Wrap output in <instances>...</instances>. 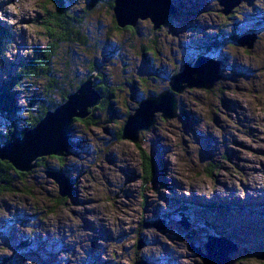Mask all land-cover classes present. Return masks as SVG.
<instances>
[{"label":"rangeland","instance_id":"374dc122","mask_svg":"<svg viewBox=\"0 0 264 264\" xmlns=\"http://www.w3.org/2000/svg\"><path fill=\"white\" fill-rule=\"evenodd\" d=\"M81 1L68 3L83 12L86 6L93 2ZM183 1L185 7L188 5V12H181L182 15L172 14L170 18L175 19V26L171 27L169 22H164L161 29H155L150 18H140L136 26H127L121 31L114 30L110 7L93 11L94 28H90L86 33L85 52L91 53L90 50L96 47V41L100 39L119 47L113 51V55L110 50L106 51L110 65L105 63L101 67L102 73L107 76V85L114 93L113 107L107 113L102 110L100 102L95 109H91L85 119L73 121L70 129L73 142L68 136V149L63 150L64 154L59 156L61 159L57 158L59 154L40 156L34 162V166L37 165L35 168L21 172L11 170V173L7 174L8 184L0 183V215L7 216L9 209H13V216L17 217L16 207L27 206V201L33 202L37 207H26L28 212L36 214V218L31 222L30 219L17 221L14 227V224L8 223L7 218L5 226L3 220L0 221L3 226L0 227V261L5 260L4 253L11 252L12 249L7 248L10 241L24 231L18 238L24 239L30 235L34 243L28 241L30 252L20 254L24 260L23 264H40L39 255L46 256L52 264H84V260L88 263L85 255L90 246L88 252L96 254L94 264H134L132 261L138 256L141 257L138 260L158 254L167 257L171 248L175 259L181 264H203L200 256L206 252V246L199 241L197 235L185 240L183 232L188 231L178 230L175 224L159 227L147 221L150 216L164 214L167 210L171 211L174 207L183 205L184 203L177 199L188 196L190 200L208 206H213L216 201L220 205H215L224 210L218 218L225 220L229 216L227 223H236L234 230L231 229L229 234L238 240L241 237L253 244L250 249H244L250 254L237 252L235 248L230 251L231 258L227 264H264V259L255 255L264 249L261 248L264 244V216L251 211L255 208L251 205L254 204L252 202L251 206L244 210L239 197V191H242L246 194L244 200H254L264 191V167L255 169L264 164V27L257 28L259 39L254 41L252 47L246 48V51L237 42L228 43L218 49L226 51L231 58L227 57L223 66L220 65L225 71V77L220 78L213 86L214 88L222 85L221 96L225 97V102L219 103L215 100L216 89L186 87L183 92L177 93L182 107L178 115L164 117L163 111H156L151 125L154 128L141 131L137 142L119 137L118 134L127 118L125 112H131L137 107L141 100L138 97L140 94L147 90V94H150L151 89L157 92L163 88L165 90L170 83L167 75L162 72L172 69L168 75L171 76L182 68L183 61L195 62V58L200 54L197 50L200 48L199 43L212 38L211 34L207 35L206 32L212 28L210 32L214 31L215 26L222 22L225 23L228 33L243 32L246 29L243 21L246 18L251 19V16H248V1L234 7L229 14L221 11L218 14L221 7L218 0ZM257 1L261 2L264 9V0ZM24 2L25 0H0V27L5 32L7 29L11 31L8 37L3 36L2 32L1 44L14 36L22 38H13L5 46L3 58L0 60V84L8 80L15 85L11 75H17L19 67L33 57V48L42 47L48 41L47 32L38 23L39 18L37 21L36 18L48 17V10L55 11L53 5H48L46 0ZM174 2L180 4L182 0ZM18 3H24L23 10ZM8 8L14 12H10ZM209 10L210 16L206 13ZM253 13H256V10ZM25 14L30 15V22L24 23ZM45 14L47 16H44ZM230 16L238 19L237 26L234 19L227 20ZM48 22V18L43 20L46 28ZM244 33L247 34L248 30ZM181 39L182 42L190 40V47L186 48ZM17 40L20 44L25 41L26 47H19L15 42ZM66 49H69V46L64 44L56 58L57 68L62 75L67 74L66 78L85 77L91 70H95L92 58H87L82 53H64ZM144 54L151 57L150 69L146 66L148 62L144 65ZM242 60L248 68L241 67ZM100 61L103 62V58H100ZM250 70L252 71L248 73ZM222 72L220 68V74ZM94 75L89 78H98L101 72ZM229 78H235V81ZM23 80L22 88L13 90V99L18 107L17 114L22 117L17 119L19 125L24 124V118L28 117L26 107L28 104L30 107L28 95L32 88L40 95H45L43 78L37 79V83ZM127 81L129 84L136 83L140 92L131 91V85L127 84ZM230 84L231 87H228ZM132 93L138 96L130 97ZM62 95L56 94L57 106L63 103ZM113 109L120 113H112ZM183 112L187 119L182 117ZM94 113L97 119H100L99 122L93 117ZM135 113L136 111L133 115ZM10 116L9 112L0 114L1 128H4L5 120L8 121ZM32 123L34 121L31 120ZM74 135L83 138L77 139ZM203 138L209 149L213 147L207 151L205 160L203 159L206 147L202 142ZM139 141L141 145L136 147L135 144H139ZM163 145L166 146L165 149ZM84 148L91 152L85 153ZM151 155L158 158L155 162L157 173ZM259 160L260 163H256ZM5 161L0 159V163ZM210 161L219 167L212 164L208 171L206 167ZM254 163L255 168L252 166ZM4 165L10 166L8 163ZM60 165H66V174L74 180L75 188L72 186V191L67 197L59 196L58 184L48 174V170L55 171ZM62 169L64 170L63 167ZM10 175L16 178H10ZM241 179H245L246 183H240ZM75 195L77 199L74 198ZM163 196L169 199L165 200ZM23 198L24 200L17 202ZM65 198L67 200L63 202ZM226 204L227 206L222 208L221 205ZM230 205L235 213L230 210ZM234 214L239 217L240 226H237L238 219ZM1 218L3 217L0 216ZM102 219H106L104 223ZM106 224L109 229L105 228ZM207 225L210 229V225ZM195 229L197 233L198 230L203 231L198 227ZM46 234L59 237L63 241L65 248L60 255L64 256V260L46 245L43 237ZM190 243L198 246V250H188ZM47 253H51L50 258ZM18 255L16 254V257ZM58 258L62 261H58Z\"/></svg>","mask_w":264,"mask_h":264},{"label":"water","instance_id":"95a60500","mask_svg":"<svg viewBox=\"0 0 264 264\" xmlns=\"http://www.w3.org/2000/svg\"><path fill=\"white\" fill-rule=\"evenodd\" d=\"M224 5V13L229 14L238 5V0H220ZM178 7L173 0H115L114 13L120 27L135 26L140 18H150L154 28L161 26L172 14H176ZM255 35L248 34L239 39L242 45L251 47ZM220 61L209 56H201L194 64L187 63L184 69L171 78V88L181 91L186 87L211 89L220 80ZM89 78V77H88ZM87 78V79H88ZM99 94L94 90L90 81L83 83L76 92L68 96V100L49 110L37 125L25 131L24 135H17L11 142L0 143V159L8 160L16 169L28 171L34 167L38 157L46 154H61L68 148L70 124L74 117L83 118L88 114V107L98 103ZM177 102L173 91L168 90L159 96L150 97L136 113L131 114L123 127V138L134 142L139 138V127L148 128L154 122L156 111H163L164 117L176 115ZM21 139H19V137ZM34 160V161H33ZM60 174L65 179H59ZM59 185L62 195L71 190V183L64 174L50 175ZM208 264H226V252H210ZM212 259H218L212 262Z\"/></svg>","mask_w":264,"mask_h":264},{"label":"trees","instance_id":"16d2710c","mask_svg":"<svg viewBox=\"0 0 264 264\" xmlns=\"http://www.w3.org/2000/svg\"><path fill=\"white\" fill-rule=\"evenodd\" d=\"M107 1L109 4V7L113 9L114 0H107ZM61 5H64L63 2L61 0H57L55 4V11L51 12L48 10V14H49L48 17L39 18L38 23L47 32L46 38L48 39V41L46 43V46H47L46 49L44 51H40L39 53L38 51H33L32 52L33 57L29 60V62H27L26 64L20 67V71H18L19 73L17 75H11L13 77L14 83H16L15 85H13L12 83H9L8 80L0 84V114H6L9 112L11 113V115H15L17 111V107L14 102L15 99H13L14 98L13 90L17 91V89H19L18 85H20L23 79L25 80L30 79L31 81H33L35 79L37 80L39 78H43L45 80V84H44L45 96L40 95L39 97H36L34 96V93H32L31 97L33 98L30 97V99L32 100L30 101L31 102L30 107L28 106L27 108L28 117L24 118L25 120L24 124H20L21 126H23L24 129H28L29 127L35 126L42 119V117H44L47 111L54 110L57 108V102H58L56 98L57 93L63 94L62 95L63 100L67 99L68 95H70L73 92H76L79 89V87L87 81V77L97 74L98 72H101V75L98 77L97 84H100L101 86H96V89L99 95L102 94L101 96L102 97L101 99L102 107L101 108L102 110L107 112L108 110H111V108L113 107L112 99L114 98V93L111 87L107 85V76H105L101 70V67H103L105 63H108L110 65V62L106 59H103V62L100 61V56H103L104 58L106 57L105 55L106 48L104 46L97 49V47L101 44L100 42L96 41V47L92 49L93 52L91 53V55L87 56V58H92V60L95 62V67H94L95 70H91L88 73V75H86L85 77H79L76 79H74V76H72L71 78H66L65 76H67V74L62 75L61 72L58 70L56 58L58 57L59 51L62 48V46L64 44L69 46V49H66L65 53H73L75 55H78V53L83 52L84 46H87L85 42L86 33H88V30L93 24L91 16H90L91 9L87 8L84 11V14L80 16L76 14V12H72L68 10L65 11L63 8L60 9V11L58 12L57 7ZM44 16H47V14H45ZM112 17H113V22H114V26L112 27V29L121 31L122 28H125L127 26L132 27V25L120 27L115 19L114 14ZM45 18H48V21H49L47 24V28L43 24V20ZM88 21H89V24H87ZM167 22L170 23L171 27H173V24H176L173 18H171L170 21L168 20ZM2 30L3 28L0 27V58L3 57V54L5 52V46H7L8 44V42L6 43L4 42L3 45L1 44L2 42L1 38H3L1 36ZM252 31L254 33L259 34V31L256 27H253ZM6 36L7 34L5 35V37ZM236 39L237 38H235L234 40L236 41ZM148 45L149 44H145V46H148ZM224 57L227 58L228 56L224 55ZM96 61H98L97 67H96ZM96 79L97 78H94L93 80L95 81ZM73 81L75 83H72ZM66 87L67 89L65 90ZM158 92L155 90L153 91L151 89L150 94L155 96L156 94H158ZM150 94H147L146 96ZM100 102L92 105L89 108V110L91 111V109H95L96 106L100 104ZM139 102L137 104V107L132 109L131 111L132 113L135 111L136 108H138L140 104ZM93 117L95 118L96 121L98 122L100 121V119H97L96 113H94ZM31 120L34 121V123L31 124ZM11 121H12V124L14 125L11 127V129H8L5 133H2L0 131V138H4L5 142L11 141V139H13L14 136H17L15 127L19 124L17 122V119H11ZM74 121H79V120L75 118ZM118 134H119V137H122V128ZM72 142H73V139H72ZM140 145H141L140 141H139V144L138 143L135 144L136 147L137 146L139 147ZM211 153H214V152H211ZM210 158L211 157H209V159ZM151 159L155 166V161H154L155 158L153 155H151ZM5 162H2V163L4 164L8 163L10 166L0 163V183H2V181L8 182V175L11 173V170L16 171L9 162H6V163ZM212 164L217 165V168L219 167L218 164L214 163L213 161H210L206 167L208 171ZM65 166L66 165H61V167L63 168H65ZM157 170L158 168H156L155 166L156 173H157ZM55 171H58V169H55ZM10 178H11V175H10ZM72 183H74L73 179H72ZM66 200L67 199L65 198L63 202H66ZM226 206L227 204L224 205V207ZM214 231H216V229ZM27 243L29 242L27 241ZM30 248L31 246L29 247L28 252H30ZM11 252H6L4 254L14 255L12 250ZM50 254L47 253L49 258H50ZM140 258H141L140 256L136 257L135 261H138V259ZM14 260H15L14 257L11 256L10 259L5 258V261H3V263L4 264H15L13 263ZM135 261H132V263L133 262L135 263ZM23 263H24V260L21 259V255L19 254L17 256V264H23Z\"/></svg>","mask_w":264,"mask_h":264},{"label":"flooded vegetation","instance_id":"af4514ba","mask_svg":"<svg viewBox=\"0 0 264 264\" xmlns=\"http://www.w3.org/2000/svg\"><path fill=\"white\" fill-rule=\"evenodd\" d=\"M239 5H241V3L239 4ZM107 5H104L100 10H98V11H102V10H104L105 9V7H106ZM237 9V13H238V11H239V8L237 7L236 8ZM207 13V15L208 16H210V10L209 11H207L206 12ZM218 14H219V10H218ZM232 17V16H231ZM93 25L94 24H92L91 25V28L93 29L94 27H93ZM215 36L222 42V43H225V44H228V43H234V41L233 40H231V36H229V35H227V34H225L224 32H216L215 33ZM203 52L205 53V54H207L208 53V48H205L204 50H203ZM219 58H221L222 59V63L226 60V58L224 57V55H221ZM223 70H222V67H221V72H222ZM223 77H225V71H223L222 72V78ZM229 80H233V81H235V78H229ZM128 83H130V82H128ZM96 85H97V83H96ZM131 85V90L132 91H136V92H140L139 91V86L136 84V83H134V84H130ZM221 86L222 85H217V86H215L214 88H212V89H216V92H217V94L215 95L216 97H215V100L216 101H218L219 103H223V102H225V97L224 96H221V92H222V89H221ZM228 87H231V84L230 85H228ZM135 92V93H136ZM145 94H147V91H145V92H143L142 94H140V96H139V98L140 99H143L144 97H145ZM151 95V94H150ZM150 95H148V96H150ZM101 96H102V94H101ZM133 97V96H132ZM134 97H136V94H134ZM102 102V101H101ZM108 103H109V101H108ZM128 103V100H126V104ZM177 104H178V106L180 107L181 105H180V102L178 101V98H177ZM126 108H127V105H126ZM125 108V109H126ZM125 109L123 110V111H125ZM112 113H116V114H119L120 113V111H119V113H117V110L116 109H113L112 110ZM129 114V112H125V116L126 115H128ZM78 194V193H77ZM60 196V195H59ZM57 197H58V195H57ZM56 197V199H58ZM60 197H62V196H60ZM63 197H65V196H63ZM77 197V195H75V197L74 198H76ZM77 199V198H76ZM44 219H45V217H44ZM48 236H50V234H47ZM52 236V235H51ZM53 239V238H52ZM60 238L59 237H56V236H54V241L55 240H59ZM61 240V239H60ZM62 241V240H61ZM63 242V241H62Z\"/></svg>","mask_w":264,"mask_h":264},{"label":"bare ground","instance_id":"6f19581e","mask_svg":"<svg viewBox=\"0 0 264 264\" xmlns=\"http://www.w3.org/2000/svg\"><path fill=\"white\" fill-rule=\"evenodd\" d=\"M218 2H219V6L222 7V8H221V7L219 8V11H221L222 13H224V11H223V9H224V5L220 2V0H218ZM225 14H226V13H225ZM161 26H162V25H161ZM161 26H159V27H157V28H155V29H159V28H161ZM2 32H3V36H5V35L7 34V32H5V31H3V30H2ZM3 36H2V37H3ZM221 66H223V63L221 64ZM94 76H95V75H94ZM90 80H92V79L90 78ZM80 81H81V80H80ZM170 83H171V80H170ZM16 86H17V85H16ZM163 91L166 92L167 90L165 89V90H163ZM182 92H183V91H182ZM180 93H181V92H180ZM10 96H11V95H10ZM68 96H69V95H68ZM147 99H149L148 96H146V97L144 98L145 101H146ZM62 104H63V103H61L60 105H62ZM60 105H59V106H60ZM59 106H58V107H59ZM87 111L90 112L89 109H87ZM155 116H156V115L154 114V117H155ZM74 119H75V118H73V120H74ZM149 128H154V126L151 127V125H150V126L148 127V129H149ZM144 129H145V128H143V127H139V131H140V132L143 131ZM69 134H70L69 137H70V140H71L70 129H69ZM18 137H19V139H21L20 136H18ZM126 139H127V138H126ZM71 141H72V140H71ZM9 142H11V141H9ZM6 143H8V142H6ZM63 154H64V153H63ZM63 154H62V155H63ZM46 155H47V154H46ZM46 155H42V156H46ZM42 156H41V157H42ZM57 158L61 159V157H59V156H58ZM33 161H34V160H33ZM36 166H37V165H35L33 168H35ZM33 168H31L30 170H32ZM30 170H28V171H30ZM57 172H58V171H50V170H48V174H49V175H50V174H53V173H57ZM57 175H58L59 179H65V178L62 177L60 174H57ZM252 179H253V178H252ZM253 182H254V183H257V182L254 181V180H253ZM257 184H258V183H257ZM64 196H66V195H64ZM91 206H92V205H90V207H91ZM102 220H103V223H104L106 219H102ZM96 221H97V220H96ZM97 223L99 224V222H97ZM106 223H107V222H106ZM99 225H100V226H103V225H101V224H99ZM61 227H62V226H61ZM97 228H98V227H97ZM105 228L109 229L110 227H109V225L106 224ZM52 231H53V230H52ZM108 231H109V230H108ZM61 232H63V231H61ZM51 233H52V232H51ZM59 234H60V233H59ZM31 242H32V241H31ZM32 243H34V242H32ZM43 246H44V245H43ZM139 248H140V247H139ZM60 254H61V253H60ZM61 257H62V256H61ZM65 257H66V256H65ZM64 259H65V258H64ZM65 261H66V260H65ZM66 262H67V261H66Z\"/></svg>","mask_w":264,"mask_h":264}]
</instances>
